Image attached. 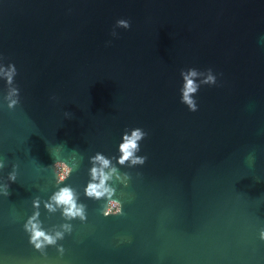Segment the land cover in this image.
Listing matches in <instances>:
<instances>
[{
  "label": "water",
  "instance_id": "95a60500",
  "mask_svg": "<svg viewBox=\"0 0 264 264\" xmlns=\"http://www.w3.org/2000/svg\"><path fill=\"white\" fill-rule=\"evenodd\" d=\"M119 18L131 27L113 37ZM0 53L21 90L14 109L0 102V175L18 166L0 196V264H264V0H0ZM190 66L222 74L195 112L178 91ZM137 126L147 160L122 168V211L104 216L83 194L88 157L117 154ZM51 151L87 206L63 255L23 230L56 186ZM41 219L61 222L43 204Z\"/></svg>",
  "mask_w": 264,
  "mask_h": 264
},
{
  "label": "clouds",
  "instance_id": "9594fccd",
  "mask_svg": "<svg viewBox=\"0 0 264 264\" xmlns=\"http://www.w3.org/2000/svg\"><path fill=\"white\" fill-rule=\"evenodd\" d=\"M130 20L119 18L113 26L111 35L118 36L116 29H129ZM106 43H111L107 41ZM18 75L16 64L12 61L5 63V57L0 53V82L3 84L0 102L6 104L8 109H14L21 102V90L16 84L15 78ZM221 73L215 72L211 67L200 69L194 66L180 69L181 83L179 86V99L191 112L198 110L197 93L202 86L218 85V76ZM51 99L55 100L53 96ZM65 117L72 114L68 111L64 113ZM148 133L141 127L126 128L121 134V139L117 146V154L106 155L97 151L88 157L90 167L87 169L88 180L83 188V194L89 199L95 201H104L107 207L103 208V215H115L122 211V203L117 200V184L127 187L131 180V174L123 171L122 168H133L137 165H143L146 155L138 154L141 151V141ZM73 151H76L73 149ZM53 164L51 167L55 170V188L42 199L40 196L32 198V212L27 216L23 223V230L27 234L28 243L38 250L42 255H46V249L54 246L58 253L63 255L65 249L60 241L64 240L66 234H71L75 219L81 222L87 220V212L84 202L80 200V193L72 185L65 183L73 172V167L64 159H57L56 153L51 151ZM249 163L255 161V156L249 154L246 158ZM6 167L4 158H0V173ZM12 170L7 173L6 180L0 175V196H9L12 182L17 180V165L12 164ZM41 204L49 214L59 213L61 222L45 226L41 219ZM259 238L264 240V227L259 229Z\"/></svg>",
  "mask_w": 264,
  "mask_h": 264
}]
</instances>
